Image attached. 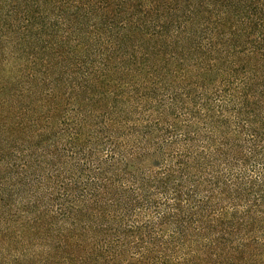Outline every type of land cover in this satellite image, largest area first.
Returning a JSON list of instances; mask_svg holds the SVG:
<instances>
[{"label": "trees", "instance_id": "obj_1", "mask_svg": "<svg viewBox=\"0 0 264 264\" xmlns=\"http://www.w3.org/2000/svg\"><path fill=\"white\" fill-rule=\"evenodd\" d=\"M0 264H264V0H0Z\"/></svg>", "mask_w": 264, "mask_h": 264}]
</instances>
